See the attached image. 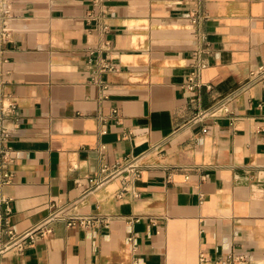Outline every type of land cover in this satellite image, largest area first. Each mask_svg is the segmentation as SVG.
<instances>
[{
    "label": "crops",
    "instance_id": "1",
    "mask_svg": "<svg viewBox=\"0 0 264 264\" xmlns=\"http://www.w3.org/2000/svg\"><path fill=\"white\" fill-rule=\"evenodd\" d=\"M0 97L19 104L0 171L21 233L95 186L105 164L143 174L93 190L94 227L54 222L0 264H264V0H12ZM200 68L204 85L187 88ZM211 86V87H209ZM209 87V88H208ZM231 96L232 114L204 110ZM0 173V180H1ZM0 226L2 240L9 239Z\"/></svg>",
    "mask_w": 264,
    "mask_h": 264
},
{
    "label": "built area",
    "instance_id": "2",
    "mask_svg": "<svg viewBox=\"0 0 264 264\" xmlns=\"http://www.w3.org/2000/svg\"><path fill=\"white\" fill-rule=\"evenodd\" d=\"M101 2L102 0H97ZM13 20L14 13L12 9V0H0V40L7 41L13 36ZM259 84L264 88V63L253 69L250 73V79L247 84ZM204 85L200 78V68L198 67L191 73L188 78L187 88L194 90L197 87ZM211 87V86H209ZM208 87V88H209ZM231 96L216 102L206 110L203 115L218 116L222 114H232L233 111L229 105ZM21 115L19 104L17 100L11 96L0 97V156L3 166L14 160L12 154V147L6 144L10 142L13 137L14 130L17 129L20 123ZM102 173L99 180L96 181L95 186L84 191L79 198L73 201L64 202L52 210V212L44 220L33 226L32 228L18 233L10 228V198H8L2 191V185L8 184L12 180V174L6 169H1L0 180V226H7L5 232L10 236L7 240H2L0 237V256L13 248H23V244L27 240H34L35 234L40 232L43 236L51 233L54 222H65L67 226L73 227L81 225L84 227H94L99 221L106 219H99L95 215L85 214L81 208L85 205L88 195L96 188L102 186L104 183L122 179L125 183L124 191L120 193L123 196L129 187V182L134 178H140L143 174V165L139 162V158H130L124 162H118L113 165L105 164L102 167ZM198 264H260L254 262L249 254L231 252L223 258L217 260H209L202 254Z\"/></svg>",
    "mask_w": 264,
    "mask_h": 264
}]
</instances>
